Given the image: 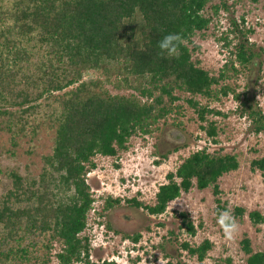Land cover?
Here are the masks:
<instances>
[{"label": "trees", "instance_id": "16d2710c", "mask_svg": "<svg viewBox=\"0 0 264 264\" xmlns=\"http://www.w3.org/2000/svg\"><path fill=\"white\" fill-rule=\"evenodd\" d=\"M210 1L0 0V129L11 133L13 145L28 132L35 136L47 125L54 129L52 150L42 156L38 176H23L18 169L7 173L11 184L0 195V264H94L85 231L99 201L88 182L95 157L117 156L132 137L152 134L171 118L180 127L185 107L193 109L214 144L221 130L211 117L228 114L210 102L229 95L239 102L236 111L251 121L252 131L264 132L263 109L235 85L255 55L248 46L253 29L243 30L233 21L244 39L217 74L194 56L200 50L194 35L229 8L226 2L211 4L207 14ZM91 70L104 79L85 78ZM106 83L129 92L112 93ZM240 164L237 154L204 146L166 174L154 203L127 202L157 216L183 193L211 187L216 212L228 214L225 226L248 215L264 234V211L232 208L222 199L221 177ZM250 167L264 176V156L254 157ZM4 173L0 164V188ZM100 198L101 217L122 200ZM178 217L181 233L196 236L202 224L186 211ZM126 237L137 242L141 236ZM176 243L199 263L214 247L209 238L198 244L177 238ZM241 245L247 264H264V251L255 250L247 234Z\"/></svg>", "mask_w": 264, "mask_h": 264}, {"label": "rangeland", "instance_id": "374dc122", "mask_svg": "<svg viewBox=\"0 0 264 264\" xmlns=\"http://www.w3.org/2000/svg\"><path fill=\"white\" fill-rule=\"evenodd\" d=\"M221 2H226L229 8L222 9L215 16L208 30L194 35V43L200 46L194 56L201 60L203 67L217 74L230 51H235L234 45L244 39L233 21L243 30L253 29L248 46L255 55L235 85L239 92L253 96L264 111V0H211L206 13H212L211 4ZM226 36L228 41H233L229 46L222 38ZM90 77L104 79L103 75L93 70L85 76ZM106 87L112 93L129 92L117 89L111 83H106ZM210 104L228 114L227 117H211L220 126L218 144L210 142L199 127L197 115L187 106L179 118L180 127L174 125L171 118L161 123L152 134L132 137L128 149L117 156L95 157L97 167L88 173V182L99 201L95 203L96 211L90 214L85 231L91 243L90 259L94 264H175L179 259L188 264H247L241 245L245 234L251 238L255 250L264 251L263 226L261 230L253 226L248 215L242 222L225 226L223 221L228 214L219 215L216 212L211 187L204 190L193 188L183 193L169 203L163 214L157 216L149 215L143 208H136L127 202V199L136 198L145 204L154 203L159 185L167 180L166 174L176 170L183 157L208 146L211 151L222 149L223 152L237 154L241 163L238 170L221 177L222 199L228 201L232 208L244 206L248 211H264V176L250 167L254 157L264 156V132L257 134L252 131L251 121L236 111L239 102L233 95ZM48 126L35 136L28 132L18 137V145H13L10 132L0 129V164L5 172L0 195L10 187L11 179L7 173L11 169H18L29 178L39 175L43 166L42 156L51 152L53 146L54 129ZM164 154L168 157L164 158ZM101 196L122 200L101 217ZM181 211L188 212L196 225L202 224L196 236L181 233L178 217ZM136 234L141 236L137 242L126 237ZM177 238L194 244L209 238L214 247L199 263L179 251Z\"/></svg>", "mask_w": 264, "mask_h": 264}]
</instances>
